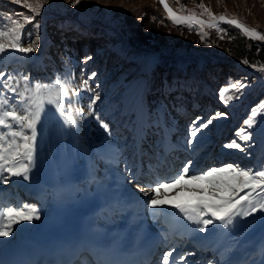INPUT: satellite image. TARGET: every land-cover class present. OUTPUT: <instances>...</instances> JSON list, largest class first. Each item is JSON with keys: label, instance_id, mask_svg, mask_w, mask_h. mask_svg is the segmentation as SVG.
Returning <instances> with one entry per match:
<instances>
[{"label": "rangeland", "instance_id": "374dc122", "mask_svg": "<svg viewBox=\"0 0 264 264\" xmlns=\"http://www.w3.org/2000/svg\"><path fill=\"white\" fill-rule=\"evenodd\" d=\"M166 2L174 10L183 6L198 15L202 10L197 5L203 4L213 15L236 17L248 28L264 29V0H166ZM73 4L74 0H67L63 6L48 0L43 6L51 11V15L44 18L41 15L36 16V20L40 22L38 30L34 27L35 20L32 24H27L23 30L25 33L23 46H28L27 34L31 33V39L38 45L36 51L27 55L20 53L5 55L0 60V71L11 74L15 78L13 83L24 75L29 76L33 83L36 81L47 83L54 80L57 75H67L73 84H79L92 73H96L90 81L91 91L81 96L79 104V107L87 112L90 97L98 93L100 98L93 105L95 115L86 121L80 117L76 118L77 128L82 132V147L84 146L83 149L89 154V161L91 159L90 183L105 182L112 170L118 179H121L120 186L130 188L146 206L145 201L149 197H145L143 192L148 191L151 196V187L157 182L175 178L188 161L193 162L189 175L228 163L243 169L264 170V123H260L264 118V103L256 96V90L264 85V64L253 65L250 62L247 64L243 62L249 61V54L244 49L243 36L239 29L234 25L218 22L221 31L206 27L205 40L201 41L195 25L191 29L186 24L173 25L167 19L159 0H109L88 8L80 3L75 6ZM64 11L67 12L65 14L73 15L87 28L85 31L80 30L82 37L73 42L67 41L61 33V27L69 23L61 14ZM156 14L160 21L154 17ZM24 15L34 14L21 8L16 10L1 8L0 25L8 24L9 17L23 22ZM203 19L207 20V16ZM106 25L118 30L124 37L114 49L110 47V42L99 43L100 39L95 40L93 35L92 30L95 29V33L104 31L117 37L116 31H105V28L110 29ZM229 27L237 31H230ZM41 30H46L45 41L40 40ZM157 30H160L161 35L154 34ZM186 39L190 41L187 42ZM129 41L144 48H153L156 42L162 44V54L157 56L150 76L144 70L145 51L133 47ZM43 43L45 49L42 51ZM211 49L215 50L212 52ZM131 51H136V56L128 59ZM220 55L227 58L218 60ZM166 61L170 62L168 68L161 65ZM149 81V87H146ZM237 81L245 85L239 91L232 87ZM229 96L233 98L228 100ZM253 110L258 112L257 123L252 129H248L244 125V120ZM216 113L224 115L216 117ZM197 117L201 118L197 121V127L209 119H212V123L207 128H202L194 142L189 145L187 140L193 139L190 133L194 130L192 124ZM102 123L107 125L108 131L101 127ZM142 124L146 133L140 136L139 126ZM241 128L252 134L251 140L245 141L236 135L237 130ZM233 141L239 143L245 151L225 148L226 144ZM162 143H166L165 146L168 144L171 150L174 148L173 153L166 156L171 161L172 169H168L166 159L162 163L157 162V159H160ZM135 144H138L137 174L134 173ZM166 169L168 172L164 171ZM3 175L7 178L6 182H3L7 183L5 185L10 183L13 186L14 180L20 178L9 177L6 172ZM114 185H111L112 188L118 187ZM179 187L178 185L177 190ZM189 187L206 188L207 185L205 182H198ZM6 189L11 191V194L16 192L10 186ZM189 194L196 198L195 203L198 198L205 202L210 201L207 192ZM113 196L110 206L118 208L122 197ZM18 198L16 201L11 200L20 206L27 204L35 206L38 210L43 204L40 198L37 202L25 193L18 194ZM163 198L176 199L174 190L162 189L161 199ZM211 202L221 203L220 200ZM10 204L17 205L12 202ZM223 211L220 210L218 214ZM146 212L149 215L148 219L156 223L152 209L146 206ZM262 216L264 212H256L238 221L237 225L241 227L240 234L234 239L226 235L225 240H229L227 247L230 243L231 248L227 252H235L239 245L251 246L255 237L258 238L256 243L252 244L255 247H258L257 244L261 240L264 241ZM156 218L158 219L157 216ZM214 224L220 232L219 221ZM214 224L208 226L209 231L214 232L212 229ZM255 228H260L259 236L252 231ZM223 229L225 228L222 226L221 230ZM181 247L182 245H179L178 248ZM262 247L259 246V252L258 249L251 248L253 252L246 259V264L263 261L264 244ZM180 254V257L183 256L188 261L187 257H193L197 252L189 249L181 251Z\"/></svg>", "mask_w": 264, "mask_h": 264}, {"label": "snow or ice", "instance_id": "6c2138e0", "mask_svg": "<svg viewBox=\"0 0 264 264\" xmlns=\"http://www.w3.org/2000/svg\"><path fill=\"white\" fill-rule=\"evenodd\" d=\"M12 2L17 5L22 4L23 8L30 10L34 15H24L23 22L9 17L8 24L0 25V60L5 55L17 53L27 55L36 51L38 45L31 39V33L27 34L28 46H23L25 36L23 30L27 24H32L34 20V27L39 29L40 22L36 20V16L40 14L43 5L47 4L48 0H12ZM79 3L80 0H74L73 6ZM159 4L173 25L186 24L190 29L195 25L201 41L205 40L204 29L206 27L221 31L218 22L234 25L252 40L264 41V35H261L256 29L246 27L236 17L213 15L203 4L197 5L202 10L199 15L195 11L186 10L183 6L174 10L166 0H159ZM204 16H207V20L203 19ZM243 62L249 63L248 60ZM95 76L96 73H92L81 83L73 84L72 79L67 75H57L54 80L47 83L39 81L33 83L29 76L24 75L13 83L15 78L11 74L0 71V183L7 180L3 175L5 172L9 177H22L24 181L30 179L29 173L36 165L39 151V127L43 125L49 114L58 115L63 125L68 129L78 127L77 117L86 121L95 115L93 105L100 98L98 93L90 97L91 102L87 106V112L79 107L81 96L85 92L91 91L90 81ZM232 87L239 91L245 85L237 81ZM223 95L224 90L221 91V96L223 97ZM232 98L229 96L228 100ZM222 115L224 114L216 113V117ZM257 116L258 112L253 110L251 115L244 120V125L248 129H252L253 125L257 123ZM200 119L197 117L193 121L194 130L190 133L193 139L187 140L189 145L194 142V138L202 128H207L212 123V119H209L197 127V121ZM260 123H264V118ZM101 127L108 131L106 124L102 123ZM236 135L245 141L252 139V134L246 132L244 128L238 129ZM225 148L245 151L236 141L226 144ZM192 164V161H188L181 172L170 181L157 182L154 187L150 188L151 196L148 191H144L143 195L149 197L145 201L146 206L153 210L160 209L165 204V201L161 199L164 188L173 189L174 197H178L180 192H207L210 197L209 202L198 198L195 204L183 202L172 205L185 220L197 225L201 233L209 230L208 226L213 225L216 221H219L224 228H229L235 224L237 217H248L256 212H264V170L243 169L238 165L228 163L220 167H211L199 174L189 175ZM198 182H205L207 187H189V185ZM178 185L180 186L179 190H177ZM219 193L225 195H219ZM211 200H220L221 203H212ZM222 209L225 210V213L219 215L218 213ZM39 219L40 215L35 206L27 204L13 206L0 203V237H9L14 233H19L27 227L23 223L24 221L32 222ZM261 219L264 220V216ZM16 225L19 227L14 228ZM9 242L0 240V245ZM172 257V252L165 253L163 264H173ZM180 259L184 260V257L181 256ZM0 264H4V262L0 261ZM209 264L212 262L210 261Z\"/></svg>", "mask_w": 264, "mask_h": 264}, {"label": "bare ground", "instance_id": "6f19581e", "mask_svg": "<svg viewBox=\"0 0 264 264\" xmlns=\"http://www.w3.org/2000/svg\"><path fill=\"white\" fill-rule=\"evenodd\" d=\"M51 1L53 3H57L60 6H63V5H65L67 3V0H51ZM107 1H109V0H80V4L83 7L88 8V7H91L93 5L94 6H97L100 3H104V2H107ZM1 8L11 9V10H16V8H21L22 10H25V11H29L30 12V10L23 8L22 7V4L21 5H17L15 3H13L12 0H0V9ZM49 14L51 15V11L48 10V8H46V7L43 6L39 15H41L44 18V17H47ZM63 15L69 21L68 24H65V25H63L61 27L62 28V30H61L62 32L61 33H63L64 38H66L67 41H72L73 42V40L79 39L80 37H82V33L80 32V30L81 31L82 30L85 31V30H87V28L84 27L83 25H81L80 22L75 17H73V15L72 16H71V14H63ZM106 26H108V25H106ZM111 30H112L111 28L110 29L105 28V31L111 32ZM44 31H46V30H41L40 31V34H39L40 35V40H42V41L43 40L45 41V39H44L45 32ZM92 31H93V35L95 36V40H96V38L97 39H100V40H98L99 43H101L103 41L110 42L109 43L110 44V47H112L113 49L115 48V46L117 44H119V43L122 42L121 40L124 39V37L121 36L120 33H118L117 37H114V36H111V35H109L108 33L104 32V31L102 33H101V31L100 32L97 31V33H95L94 32L95 29L92 30ZM160 33H161L160 30L154 31V34L156 36L161 35ZM186 40H187V42L190 41L188 39H186ZM127 41H128V39H127ZM130 44L133 47H135V48H141V49H143L145 51L146 56H145V58L143 60L144 70L147 73H149V76H150L151 68H153L154 65L157 62V56L162 54V46H161L162 44L160 42H156V45H154L153 48L152 47H150V48H144L141 45L138 46L137 44H135L133 42H130ZM44 49H45V43L42 44V49L41 50L43 51ZM214 50L215 49H213V50L211 49L212 52ZM46 53H47V51H46ZM136 53H137L136 51H131L130 54H129L128 59L129 58H134L136 56ZM222 58L225 59L227 57L224 56V55H220V57H219L218 60H220ZM161 65L163 67L168 68L169 65H170V62L169 61L162 62ZM149 84H150V81H149V83L146 84V87H149ZM199 93H201V91L198 92V95H199ZM54 111L55 110L53 109V113H54ZM139 127H140L139 128V134L141 136V135H143V133H146V132H144L145 131L144 130L145 127H144L143 124L140 125ZM81 133L82 132H81V130L79 128H76V129H68L66 126L63 125V122L59 119L58 115H55V114H49L47 116V118L44 120L43 125L41 127H39L38 139L41 140V143H39L40 144V150H41V153L40 154L42 156H44L45 155L44 154L45 149L49 152L50 157H51V160H52V167H51L50 171L54 175V177H55V179L57 181V184L56 185L59 188H62L63 189V186H65V183H66V180H67L66 176H67L68 173H71V175H72V177H73L74 180H76V179L77 180H80L82 185H83V183H87V181L89 182V179L88 178H90V176L92 174L91 173V170L92 169L90 167L91 164H89V162L91 161V159L89 161V154L86 152V150L83 149L84 146L82 147ZM165 144L166 143H164L162 145L163 146V149L165 147ZM167 145H166V147H167ZM105 151H106V149H105ZM39 156L40 155L38 154L37 155V159H38ZM76 163H77V165H76ZM39 167H43L44 168V162L43 161H39L38 166L33 167L32 170H31V172L29 173V175H30V179L29 180L33 181V183H34L33 186L31 185V182L29 180L28 181H24L22 177H20L19 179L17 178L15 180V183L17 185H21L22 188L23 187H26V188H31L32 187V189H35V191L40 190V192L41 191L42 192L43 191L44 192H47L40 185V182L35 178L36 171H37V169ZM108 168H110V167H108ZM78 170H81L82 171V175H78L77 176ZM109 174L110 175H109L108 179L105 180V182L103 181V183H98L99 181L94 182V183H92V182L90 183L89 182L88 188L91 189V192H89V190H87L86 185H84V186L86 187V190H87L86 191V194H87V200H88V202L91 201V199H90L91 196L92 197H95V196L99 197V199H97L96 197L95 198L99 202L101 200V202H102V204L100 202L101 205H103V203L105 201V198H107L108 195H109V197H110V195L111 196H113V195H116V196L119 195V196H122L123 197L122 204H123V206H125V208L122 209L124 211L123 212V215H121V217H116V221H117L119 218H122L124 216L125 211H129V209L132 210L131 208L134 207V206L133 205L126 204V202H125V199H126V196L125 195L127 193H129L131 191V189L128 188V187L127 188H123V187L120 186L121 179H118V176H117V174H115L114 171L111 170ZM114 183L118 187L115 186ZM107 184H109V185L107 186ZM111 185H114V187H117V188L114 189V188H112ZM128 189H130V190H128ZM35 191L33 190L34 193H35ZM129 194H131L129 196L134 197V200L135 199L136 200L139 199V197L136 194H133V195H132V193H129ZM47 195H49V197L45 199V202L43 203V207H42L43 210L40 211V214H44V212H46L45 208L51 203L50 193L47 192ZM181 200L195 202L196 201V198L190 196V194L187 193V192H180L179 196L176 197V199H174V200L169 199V198L168 199H164L165 204H167V203H177L178 201H181ZM111 202H107L106 203L107 204L106 205L107 206V209L112 208V206H110V203ZM163 206L160 209H156V210H153L152 209V211L153 212L160 213L161 210H162V208H163ZM113 209H116V208H113ZM98 218L100 219V217H98ZM241 218L242 217H237L236 218V222H235L234 225L230 226L229 228H225L223 230H221V227L223 225L219 222V224L221 226V227H219V231H222L220 233L222 235H229V238H231V239H234V237L236 238L237 235H239L240 232H241V227L237 225V224H239L238 221H240ZM158 219H159V217H158ZM34 221H36V220H34ZM100 221H101V223L105 224L106 226H108V225L109 226H113L114 225L112 223V221L105 222L102 219H100ZM16 227H19V226H16ZM235 229L237 230V232L233 235L232 232ZM25 230H26V228H24L19 233H22ZM209 230H207L206 232H203L205 235L200 240L195 239V238L199 237V235L196 234L197 232H195L193 230L192 231H187L186 234H185L186 235L185 236V239L186 240H189L188 241V243L190 244V247L189 248H191V249L196 248L194 246V243L195 242L201 243L202 245H204L206 247H207V245L212 244V242H214V240H216L219 235L216 236V237L214 236V238H208V235H209L208 232H209ZM200 234L202 235L201 232H200ZM256 239H257V237H255V239L253 240V242ZM0 240H3V239L0 238ZM204 240L206 242H203ZM228 241H227V244H228ZM253 242H252V244H253ZM252 244H251V246L242 245L243 247H245L247 249V252L244 253V255L242 257L243 260L246 258L247 254L249 253V251L251 250V248L252 249L253 248L258 249L257 251L259 252L260 251L259 250V246L261 248L263 246V244H264V241L261 240L260 243L257 244L258 247H255ZM212 245H214V244H212ZM219 245L221 246V243H219ZM229 245H230V243H229ZM223 249H224V247H223ZM238 249H239V247H238ZM173 252H174V250L172 251V253ZM217 252H218V248L216 246L215 247H212L211 246L210 249L207 250L206 254H202L201 257H198L199 260H201V263L200 264H207L208 262H210L211 261L210 258H213V257L215 258V254H217ZM222 253L223 252H221V254H219V256L216 258L217 264H221ZM211 262L214 264L213 261H211ZM173 263H175V262H173ZM255 264H264V259H263V261L260 260V262H257Z\"/></svg>", "mask_w": 264, "mask_h": 264}, {"label": "trees", "instance_id": "16d2710c", "mask_svg": "<svg viewBox=\"0 0 264 264\" xmlns=\"http://www.w3.org/2000/svg\"><path fill=\"white\" fill-rule=\"evenodd\" d=\"M228 29L230 31H234V32L237 31L235 28H232V27H229ZM241 39L242 38H240V40ZM258 50L248 51L249 62L253 65L256 63H263L264 64V51H263V49H258ZM192 75L193 74L191 73V76ZM242 75H245V74H242ZM256 96L260 97L259 101H262L264 103V85H261V87L256 90Z\"/></svg>", "mask_w": 264, "mask_h": 264}, {"label": "built area", "instance_id": "2783aa9c", "mask_svg": "<svg viewBox=\"0 0 264 264\" xmlns=\"http://www.w3.org/2000/svg\"><path fill=\"white\" fill-rule=\"evenodd\" d=\"M154 17L157 21H160L157 14ZM253 29H256L261 35H264V29H262V27H255ZM241 34L243 36V45L246 51H256L258 49H263L264 51V41L252 40L250 37L245 36L242 32Z\"/></svg>", "mask_w": 264, "mask_h": 264}, {"label": "water", "instance_id": "95a60500", "mask_svg": "<svg viewBox=\"0 0 264 264\" xmlns=\"http://www.w3.org/2000/svg\"><path fill=\"white\" fill-rule=\"evenodd\" d=\"M65 13H67L66 11H64V12H62L61 14H65ZM110 27V26H109ZM113 31H116L117 33H119V31L118 30H116V29H113L112 27H110Z\"/></svg>", "mask_w": 264, "mask_h": 264}]
</instances>
